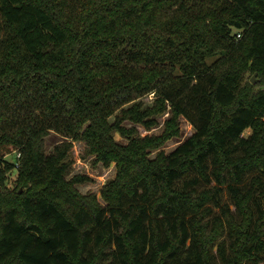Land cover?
<instances>
[{
  "label": "trees",
  "instance_id": "16d2710c",
  "mask_svg": "<svg viewBox=\"0 0 264 264\" xmlns=\"http://www.w3.org/2000/svg\"><path fill=\"white\" fill-rule=\"evenodd\" d=\"M32 87L47 115L6 128ZM168 104L160 135L125 124L150 128ZM0 108V264H97L110 242L121 264H214L226 234L222 264H264V0H0ZM181 115L195 133L150 157ZM52 129L71 140L47 152ZM76 140L116 164L106 205L70 176ZM224 185L240 219L213 214ZM191 231L195 256L179 259Z\"/></svg>",
  "mask_w": 264,
  "mask_h": 264
},
{
  "label": "rangeland",
  "instance_id": "374dc122",
  "mask_svg": "<svg viewBox=\"0 0 264 264\" xmlns=\"http://www.w3.org/2000/svg\"><path fill=\"white\" fill-rule=\"evenodd\" d=\"M248 78H256V81L259 80L257 74L255 73L251 75L250 73L247 74ZM252 82V79H251ZM43 97L45 100L48 101V97H45L44 94L39 91L37 88L32 87L31 90L26 92L22 97H19L16 101V104L14 107H7L6 110L9 113V116L12 117L14 124H6L5 122L3 125L6 128L10 129H17L19 127H26L27 125H33L35 123V119L39 117L40 119H44V114L42 108H36V105L38 102H35L34 99L37 97ZM139 99L144 100L147 104H151L154 101V93L145 94L142 97H139ZM64 108V101L61 100L59 103V110H57V113H60V110H63ZM168 109L158 115L156 117L157 123L154 124L152 127L148 128L142 123H136L131 120L126 121V125L129 127H136L139 131L140 136L145 135H160L164 132L166 121L172 116L171 107L170 104H168ZM1 109V108H0ZM62 112V111H61ZM63 116L68 118V115L66 112H62ZM60 116L62 117V114L60 113ZM179 123H180V133L178 135L172 136L168 140L165 141V143L160 146L158 149H154L150 151V157L154 158L158 152L161 150L165 151L166 153L172 152L174 149H176L182 142L187 140L189 137H191L196 129L194 125L183 115L179 117ZM13 125L15 127H13ZM251 132L250 129L246 131L245 134H249ZM115 138L121 142L126 144L128 142L127 138H124L119 133L115 134ZM65 139L71 140L69 137L63 135L62 133L51 130L50 134L46 137V149L47 152H51L54 148V146ZM71 157L74 159L73 168L70 176L72 175H84L88 176L89 180L77 183L75 186L78 188V190L83 193H96L98 195V199L103 205H106V202L101 196V190L103 186L111 179H114L117 174V167L115 163H112L109 166L104 165L102 162H94L95 155L88 154L86 149V144L83 141H73V147L71 149ZM17 156V153H13L7 156V159L14 160ZM8 177L6 180L7 187L13 189L17 185V178H18V170L17 168L11 170L8 172ZM230 182V180H229ZM214 185H217V181L215 178H212V181L210 183H204L203 187L209 188ZM228 185L222 186V191L220 192L218 199L221 203L220 206H216L213 203H210V205L213 207V214H220L221 213V206L225 205L231 208L235 216L240 219V214L237 210V207L235 205L234 200L231 197V194L228 190ZM21 192L24 190V187H20L19 189ZM193 234L191 231V238H189L186 242V245L182 248L180 251L179 259H185V258H193L195 256V245L193 244ZM224 242V247L226 249V253L228 255L231 254L230 251V243L231 238L228 234L224 235L221 239H219L212 247V253H213V260L212 262L214 264H222L223 259L221 255L219 254V245L221 241ZM94 246V243L91 244ZM91 247H89L86 256H89V251ZM97 264H121L119 257L117 256V247L113 242H110L108 247L106 248L105 253L101 256Z\"/></svg>",
  "mask_w": 264,
  "mask_h": 264
},
{
  "label": "built area",
  "instance_id": "2783aa9c",
  "mask_svg": "<svg viewBox=\"0 0 264 264\" xmlns=\"http://www.w3.org/2000/svg\"><path fill=\"white\" fill-rule=\"evenodd\" d=\"M237 36L240 38L242 36V31L239 30Z\"/></svg>",
  "mask_w": 264,
  "mask_h": 264
},
{
  "label": "water",
  "instance_id": "95a60500",
  "mask_svg": "<svg viewBox=\"0 0 264 264\" xmlns=\"http://www.w3.org/2000/svg\"><path fill=\"white\" fill-rule=\"evenodd\" d=\"M257 73H255L256 75ZM252 82L255 83L256 82V78H252Z\"/></svg>",
  "mask_w": 264,
  "mask_h": 264
}]
</instances>
